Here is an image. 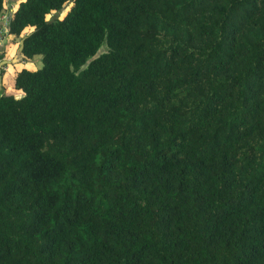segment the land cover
I'll use <instances>...</instances> for the list:
<instances>
[{"label": "trees", "instance_id": "16d2710c", "mask_svg": "<svg viewBox=\"0 0 264 264\" xmlns=\"http://www.w3.org/2000/svg\"><path fill=\"white\" fill-rule=\"evenodd\" d=\"M3 36L40 64L0 92V264H264V0H17Z\"/></svg>", "mask_w": 264, "mask_h": 264}, {"label": "crops", "instance_id": "0c3cea01", "mask_svg": "<svg viewBox=\"0 0 264 264\" xmlns=\"http://www.w3.org/2000/svg\"><path fill=\"white\" fill-rule=\"evenodd\" d=\"M5 4L3 7V10L0 12V14H2V12H4L5 10H10L12 11V9L15 7L17 0H4ZM21 38V37H20ZM19 39H16V41H10V38L8 36H3L2 38H0V59L4 58L6 59V63L4 66H1V71H0V88H14L13 87V73L18 70L21 67H26V68H33L36 65H29L30 61H36L38 55L33 56L32 58H24L21 54V52L19 54H16V51L18 49V44H19ZM18 42V44H17ZM9 62V63H8ZM24 62H28L27 64H24ZM8 63V64H7ZM14 64L16 65L18 68L15 69L14 71H12V73H9V78L8 80H4V73L2 72L3 69H9V64ZM4 64V63H3Z\"/></svg>", "mask_w": 264, "mask_h": 264}, {"label": "rangeland", "instance_id": "374dc122", "mask_svg": "<svg viewBox=\"0 0 264 264\" xmlns=\"http://www.w3.org/2000/svg\"><path fill=\"white\" fill-rule=\"evenodd\" d=\"M66 8V5L64 6V8L59 12V14L58 15H61L62 14V12H63V10ZM58 13V12H57ZM57 13L56 12H51V13H49V14H47L46 16H47V18H51V17H54L55 15H57ZM9 63V62H8ZM7 63V64H8ZM28 62H24V64H27ZM40 64V60H39V58L37 57V60L36 61H30V63H29V65L31 66V65H39ZM5 65V63L4 64H2V66H4ZM18 67L16 66V65H14V64H9V69L7 70V69H3V73H4V80L6 81V80H8V78H9V73H12V71H14L15 69H17ZM9 72V73H8ZM7 92V93H13V94H16L17 92H15L14 91V89L13 88H10V86H9V88H0V92Z\"/></svg>", "mask_w": 264, "mask_h": 264}, {"label": "built area", "instance_id": "2783aa9c", "mask_svg": "<svg viewBox=\"0 0 264 264\" xmlns=\"http://www.w3.org/2000/svg\"><path fill=\"white\" fill-rule=\"evenodd\" d=\"M10 10H5L0 14V38L4 35V25L6 24L8 17L10 15Z\"/></svg>", "mask_w": 264, "mask_h": 264}, {"label": "water", "instance_id": "95a60500", "mask_svg": "<svg viewBox=\"0 0 264 264\" xmlns=\"http://www.w3.org/2000/svg\"><path fill=\"white\" fill-rule=\"evenodd\" d=\"M22 41H23V37H21L20 38V40H19V44H18V49H17V51H16V54H19L20 53V50H21V47H22ZM6 59H4V58H1L0 59V71H1V66H2V64L3 63H6Z\"/></svg>", "mask_w": 264, "mask_h": 264}]
</instances>
